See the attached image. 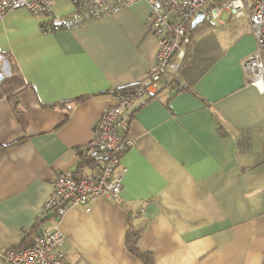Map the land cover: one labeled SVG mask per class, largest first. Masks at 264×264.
I'll list each match as a JSON object with an SVG mask.
<instances>
[{"label":"crops","instance_id":"1","mask_svg":"<svg viewBox=\"0 0 264 264\" xmlns=\"http://www.w3.org/2000/svg\"><path fill=\"white\" fill-rule=\"evenodd\" d=\"M73 11L71 0L54 3L55 16ZM150 12L139 2L47 34L48 19L25 9L0 22V53L20 77L0 88V255L52 226L42 211L53 180L90 170L83 147L110 90L146 80L158 50ZM222 13L195 28V66L180 73L175 58L133 106L121 196L61 219L66 264H143L128 249L131 226L153 264H264V93L243 69L256 39L246 18Z\"/></svg>","mask_w":264,"mask_h":264},{"label":"built area","instance_id":"2","mask_svg":"<svg viewBox=\"0 0 264 264\" xmlns=\"http://www.w3.org/2000/svg\"><path fill=\"white\" fill-rule=\"evenodd\" d=\"M56 0H0V22L11 10L25 9L36 17H46L43 33L75 29L88 22L112 14L139 2L151 7L148 17L150 31L158 39L154 62L146 80L129 90H110L111 104L107 105L92 128V138L83 147L95 154L87 163L90 169L63 171L56 175L52 192L43 206L42 216L54 219L52 226L36 232L24 247L9 249L0 255V264H66L60 251L66 236L59 227L61 219L74 206L91 212L98 198L116 199L121 196L127 169L121 161L125 153L135 147L129 136L133 106L149 98L161 78L187 54L191 42L190 29L198 12L203 11L205 22L214 24L223 11L235 19L246 18L256 39L255 50L243 61L249 84L264 93V0H71L74 11L55 16ZM8 61L0 53V87L10 76Z\"/></svg>","mask_w":264,"mask_h":264},{"label":"trees","instance_id":"3","mask_svg":"<svg viewBox=\"0 0 264 264\" xmlns=\"http://www.w3.org/2000/svg\"><path fill=\"white\" fill-rule=\"evenodd\" d=\"M205 23H207V22H205ZM194 32H195V29L193 31H191V29H190L191 42L188 45L187 54L183 58V60L181 62V67L179 69V72L180 73H184L185 71H187L188 69H190L192 66H195L197 60L200 59L199 53H198V49H193V47H194V43H193ZM8 81L10 83L13 82V84L14 83H18V81H20V77L18 75H13L11 78L10 77L7 78L5 80V82L2 84V86L5 85ZM178 82L179 81H177V83H176L177 85L175 86L177 88V91L178 92L183 91V90H185V89L188 88V85H182V84H180ZM136 86H137V84L136 85L122 87V88H118V90H121V91L122 90H129V89L135 88ZM0 88H2V87H0ZM2 94H1V96H2ZM60 105H63V104H60ZM94 155L95 154H90L89 152H85L84 151V153L82 155L83 158H82L81 166L82 165H86L87 163H89L90 160H92V157ZM262 161H264V159ZM28 234L30 236L32 235L30 233H28ZM139 235H140L139 234V230H136L134 226H131L130 227V230L128 231V238H127L128 249L130 250V252L134 256H136L137 258H139L143 262V264H153V260H152L151 255L149 253L140 252L138 250V248H137L136 243H137V239L139 238ZM21 247L22 246H17V247H15V249H18V248H21ZM11 249H13V248H11Z\"/></svg>","mask_w":264,"mask_h":264},{"label":"water","instance_id":"4","mask_svg":"<svg viewBox=\"0 0 264 264\" xmlns=\"http://www.w3.org/2000/svg\"><path fill=\"white\" fill-rule=\"evenodd\" d=\"M205 16L206 14L203 11L197 13L194 21L192 22L191 31H193L200 24H203L205 22Z\"/></svg>","mask_w":264,"mask_h":264},{"label":"rangeland","instance_id":"5","mask_svg":"<svg viewBox=\"0 0 264 264\" xmlns=\"http://www.w3.org/2000/svg\"><path fill=\"white\" fill-rule=\"evenodd\" d=\"M230 15V13L229 12H227V11H223V13H222V20H225V21H227L228 20V16ZM216 26H218V25H216ZM207 27H210L209 25H206L204 28H207ZM203 28V29H204ZM203 30H201V32H202ZM199 38V36L198 35H195V39L197 40Z\"/></svg>","mask_w":264,"mask_h":264}]
</instances>
